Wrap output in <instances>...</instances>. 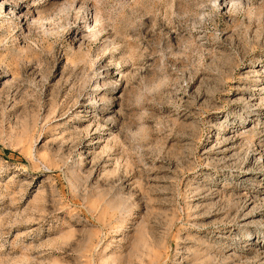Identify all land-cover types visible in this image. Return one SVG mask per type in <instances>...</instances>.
<instances>
[{
    "label": "rangeland",
    "instance_id": "obj_1",
    "mask_svg": "<svg viewBox=\"0 0 264 264\" xmlns=\"http://www.w3.org/2000/svg\"><path fill=\"white\" fill-rule=\"evenodd\" d=\"M0 264H264V0H0Z\"/></svg>",
    "mask_w": 264,
    "mask_h": 264
},
{
    "label": "bare ground",
    "instance_id": "obj_2",
    "mask_svg": "<svg viewBox=\"0 0 264 264\" xmlns=\"http://www.w3.org/2000/svg\"><path fill=\"white\" fill-rule=\"evenodd\" d=\"M259 70V69H258ZM257 69H255V68H249L247 71H245V72H247V74H250V72H254V73H257V71H258ZM227 138L228 137H223V139L224 140H227ZM230 139H231V137H230ZM222 141V140H221ZM219 142V141H218ZM217 144V143H216Z\"/></svg>",
    "mask_w": 264,
    "mask_h": 264
}]
</instances>
